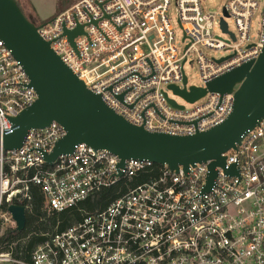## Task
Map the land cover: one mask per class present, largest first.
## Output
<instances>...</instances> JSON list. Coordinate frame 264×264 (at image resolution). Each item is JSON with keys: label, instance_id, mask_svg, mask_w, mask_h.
<instances>
[{"label": "built area", "instance_id": "obj_1", "mask_svg": "<svg viewBox=\"0 0 264 264\" xmlns=\"http://www.w3.org/2000/svg\"><path fill=\"white\" fill-rule=\"evenodd\" d=\"M205 1L76 0L48 22L34 20L40 37L118 115L151 133L192 136L230 116L234 93L186 102L170 88L197 87L189 86L185 67L196 66L198 88H207L256 62L264 49V0H228L218 12L207 10ZM78 27L83 34L73 46L65 32ZM29 85L0 39L1 137L13 135L11 119L37 101ZM65 136L53 122L31 130L18 150L6 152L1 143L0 239L17 231L11 206L30 210L32 187L40 190L48 216L93 201L104 190L117 188V198L104 209L80 211V222L64 231L46 233L31 264H264V119L222 156L225 164L214 169L211 184L212 160L188 172L159 166L156 176L136 183L157 165L128 160L120 168L118 156L84 144L47 164L45 154ZM232 168L236 173L228 174ZM1 249L0 264H26Z\"/></svg>", "mask_w": 264, "mask_h": 264}, {"label": "water", "instance_id": "obj_2", "mask_svg": "<svg viewBox=\"0 0 264 264\" xmlns=\"http://www.w3.org/2000/svg\"><path fill=\"white\" fill-rule=\"evenodd\" d=\"M222 27L226 32L225 22ZM81 34L82 27L65 32L73 46L74 39ZM0 39L20 62L30 80L29 87L38 96L31 107L11 119L15 133L0 136V145L6 152L18 150L31 130H42L56 122L64 128L66 136L55 143L50 154H45L44 160L49 165L84 144L118 156L120 168L128 160H139L167 166L179 173L181 169L188 172L191 166L212 160L211 184L216 177L214 169L225 164L222 156L236 150L242 138L264 119V49L256 62L231 70L209 82L207 88L180 90L171 86L175 95L190 104L208 93L221 96L234 93L233 111L222 124L192 136H173L148 132L112 110L100 95L79 80L50 43L40 37L34 17L25 15L16 0H0ZM170 103L183 110L174 101ZM235 173L234 168L228 171V174ZM9 212L17 231L22 232L27 220L25 209L11 206Z\"/></svg>", "mask_w": 264, "mask_h": 264}, {"label": "trees", "instance_id": "obj_3", "mask_svg": "<svg viewBox=\"0 0 264 264\" xmlns=\"http://www.w3.org/2000/svg\"><path fill=\"white\" fill-rule=\"evenodd\" d=\"M67 0H56L57 13L63 12L68 6ZM53 17V18H54ZM160 171L159 166H155L152 172L148 175L139 177L136 183L146 181L150 177H154ZM117 188L104 190L98 194L95 199L81 203L78 207L61 213H54L48 216L43 211V196L40 190L36 187L31 188V206L26 214V226L22 232L16 230L6 231L5 235L0 239L2 246L1 252L11 253L12 256L26 264H31L33 251L42 243L45 242L46 233L52 234L61 232L72 225L80 222L82 215L80 211L93 212L96 209L106 208L111 201L117 198L115 191Z\"/></svg>", "mask_w": 264, "mask_h": 264}, {"label": "rangeland", "instance_id": "obj_4", "mask_svg": "<svg viewBox=\"0 0 264 264\" xmlns=\"http://www.w3.org/2000/svg\"><path fill=\"white\" fill-rule=\"evenodd\" d=\"M21 6L24 9V12L26 14H29L33 17L36 18L37 22H48L51 20L57 13V3L56 0H18ZM76 0H67L66 3L67 5L73 4ZM228 2V0H206L204 3V6L207 10L213 11V12H218L223 8V6ZM71 4V5H72ZM70 5V6H71ZM68 6V7H70ZM67 7V8H68ZM171 17L173 20V24L176 27V33L178 34V43L180 44V49L183 50L184 46L182 44V38H181V32L179 31L178 25H177V19L175 15V11H171ZM231 31H234V25L229 22ZM254 32V31H253ZM255 34V33H253ZM217 58H220L222 54H216L215 55ZM185 74L186 77L189 80V86H197L200 87L202 86V81L198 75V71L196 66H190L187 65L185 67ZM172 98H174L173 94H170ZM175 100L183 104V101L180 98L175 97Z\"/></svg>", "mask_w": 264, "mask_h": 264}, {"label": "flooded vegetation", "instance_id": "obj_5", "mask_svg": "<svg viewBox=\"0 0 264 264\" xmlns=\"http://www.w3.org/2000/svg\"><path fill=\"white\" fill-rule=\"evenodd\" d=\"M17 1V3H18V5L20 6V8L22 9V11L24 12V9H23V7L21 6V4L19 3V1L18 0H16ZM25 13V15H27V16H31V15H29V14H26V12H24Z\"/></svg>", "mask_w": 264, "mask_h": 264}]
</instances>
